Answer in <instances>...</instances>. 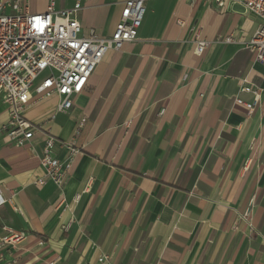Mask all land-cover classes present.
I'll return each instance as SVG.
<instances>
[{"label": "crops", "instance_id": "1", "mask_svg": "<svg viewBox=\"0 0 264 264\" xmlns=\"http://www.w3.org/2000/svg\"><path fill=\"white\" fill-rule=\"evenodd\" d=\"M124 1L80 0L81 33L109 37ZM260 23L239 3L145 0L135 39L105 53L68 110L32 93L28 143L0 133V237L25 233L0 264H264V61L247 47ZM195 33L209 41L199 54ZM243 78L261 89L252 111L236 102L253 99ZM8 110L0 98V123ZM48 135L60 161L76 149L61 190L34 183Z\"/></svg>", "mask_w": 264, "mask_h": 264}, {"label": "built area", "instance_id": "2", "mask_svg": "<svg viewBox=\"0 0 264 264\" xmlns=\"http://www.w3.org/2000/svg\"><path fill=\"white\" fill-rule=\"evenodd\" d=\"M212 1L219 10L229 3H239L245 11L260 18L261 23L247 47L253 52L255 61H264V0ZM6 5H10L12 13L4 12ZM80 9V0H76L71 9H55L54 0H47L44 12L30 13L23 0H0V98L9 107V118L6 123H0V133L5 131L16 146L26 145L34 133L32 122L24 116L32 93L38 97L58 95L60 101L56 110H68L73 97L84 89L105 53L109 49L120 50L135 39L145 11V0L124 1L119 21L109 37L99 36L93 29L87 35L82 34L77 18ZM193 38L199 54L209 41L197 33ZM223 40L231 42L232 35ZM43 72L46 75L34 86L35 79ZM241 81L240 90L252 93L253 99L246 103L237 98L236 102L252 111L260 99L261 89L248 83L246 78ZM55 143L53 136H46L39 158L43 175L34 181L37 187L51 181L61 190L68 178L76 149L68 144L70 154L60 161L52 155ZM6 201L0 188V206ZM6 230L7 234L0 237V247H16L25 238L22 231Z\"/></svg>", "mask_w": 264, "mask_h": 264}, {"label": "rangeland", "instance_id": "3", "mask_svg": "<svg viewBox=\"0 0 264 264\" xmlns=\"http://www.w3.org/2000/svg\"><path fill=\"white\" fill-rule=\"evenodd\" d=\"M46 75V72H43V73H41L36 79H35V81H34V86L35 85H37L42 79H43V77Z\"/></svg>", "mask_w": 264, "mask_h": 264}, {"label": "water", "instance_id": "4", "mask_svg": "<svg viewBox=\"0 0 264 264\" xmlns=\"http://www.w3.org/2000/svg\"><path fill=\"white\" fill-rule=\"evenodd\" d=\"M248 211H249V209H248ZM248 211H247V213H246V214H248Z\"/></svg>", "mask_w": 264, "mask_h": 264}]
</instances>
